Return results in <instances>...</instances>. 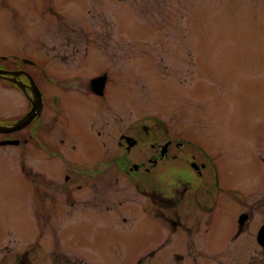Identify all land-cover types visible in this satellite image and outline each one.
<instances>
[{
  "label": "rangeland",
  "instance_id": "rangeland-1",
  "mask_svg": "<svg viewBox=\"0 0 264 264\" xmlns=\"http://www.w3.org/2000/svg\"><path fill=\"white\" fill-rule=\"evenodd\" d=\"M8 3L11 8L0 10V65L6 67L8 54L9 58L19 55L37 62V58H44L53 66L59 64L61 75L77 78L81 74L85 81L103 76L104 73L95 71L105 68L111 78L106 90L108 124L113 122L110 118L115 114H121L123 120L119 126L124 129L136 119H159L167 129L184 131L203 141L212 151H235L234 181L247 184L254 178L245 162L254 165L256 161L264 162V154L259 156L252 148L257 140L258 120L264 117V79L258 74L264 68V0H54V11L43 10L40 19L35 7L46 5L45 0H9ZM10 16L13 27L9 24ZM80 34L90 40V62L79 70H76L79 58H71L67 64L58 63L55 47L63 49L67 36L79 40ZM40 40L43 43L38 44ZM53 73L49 71V78ZM38 88L46 101L57 97L58 104L61 103L58 110L61 127L68 134L85 135L94 145L90 128L95 118L93 105L53 84H40ZM86 92L94 101L99 98L89 90ZM28 108L25 95L0 80V126L8 127L25 115ZM44 127L43 124L41 129ZM50 131L44 129L43 133ZM11 136L0 134L2 262L8 257L13 262L25 249L24 242L36 240L33 209L41 204L50 216V221L44 224L48 228L43 243L50 242L49 237L56 230L60 241L77 249L76 254L101 258L103 264H137L138 260H143L141 264H165L173 255L170 246L174 240L167 243L170 235L155 228L138 211L135 202L141 197L135 186L128 185L127 180L124 182L127 177L118 173L117 167L109 169L108 160L100 162L105 151L98 143L90 150L63 149L67 161L57 154L40 162L35 159L38 154L30 152L26 156L28 169L44 172L42 180L39 179L44 184L43 192L38 196L36 174L28 170L27 177L20 175L19 150L14 151L8 143ZM28 139L30 151L37 139L35 136ZM239 145L246 148L245 153ZM68 163H74L76 169L66 170ZM102 166L106 168L102 179L107 178V196L99 202L84 193L91 188L92 180L99 181ZM163 172L164 168L158 174ZM140 175L135 173L129 178L139 179ZM46 176L59 178L60 184L67 178L71 182L79 180L75 186L79 182L83 184L84 191H76L74 187V193L66 195L69 202L77 203L79 198L86 201L71 210V223L57 214L58 205H46L50 202L49 194L55 192V187L45 181ZM152 178L144 176L147 183L153 182ZM64 193L60 191L55 197L62 202ZM96 206L108 215L113 211L124 212L126 220L112 224L108 219L100 224L99 218L88 219ZM231 210L215 215L216 231L203 239L213 248L220 244L221 235H225L222 229L230 234L238 232L240 212ZM263 223L264 217L254 216L248 223L250 234L232 242L236 248L235 264L257 263L256 234ZM15 236L17 242L13 241ZM4 246L14 248L11 255ZM205 261L203 257L200 262Z\"/></svg>",
  "mask_w": 264,
  "mask_h": 264
},
{
  "label": "flooded vegetation",
  "instance_id": "flooded-vegetation-1",
  "mask_svg": "<svg viewBox=\"0 0 264 264\" xmlns=\"http://www.w3.org/2000/svg\"><path fill=\"white\" fill-rule=\"evenodd\" d=\"M8 1L0 0V10L5 11L11 8V3L9 4ZM45 2L46 5L35 7L39 15L37 19L42 18L41 13L43 10L54 11L52 9L54 0H45ZM12 10L14 11L13 8ZM9 20V24L12 26L11 16ZM72 37L67 36L64 40L66 43L61 46L63 49L56 50L57 46L55 47V58L60 64L69 63L71 58H79L80 60L76 66V70H79L90 62V40L85 34L77 35L80 38L79 40ZM41 43H43L42 40L38 44ZM82 45H84V49H81ZM33 51L32 53H34ZM9 55H6L8 56L6 57L8 58L5 63L6 67L0 65V70L7 71L10 74L0 76V80L20 90L29 103L26 114L10 123L9 128L14 127L20 119L32 110L34 100L32 82L37 88L40 84H53L58 89L74 93L73 97L87 99L95 110V118L90 125L92 136L95 139V144L92 145L85 135L68 134L66 129L61 127L58 115L61 103L58 104L57 97L54 100L52 99L51 102L46 101L39 90L42 94L43 104L38 116L27 127L5 133L12 135L8 143L15 148L14 151L19 150L17 155L21 169L20 175L27 177L28 170L31 171V174L34 173L33 169L27 167L26 156L30 152L31 155L37 153L35 159L40 162L43 159L48 160V158L57 156H61L64 161H67L68 159L62 152L63 149L90 150L98 143L105 151V156L100 162L108 160L109 169L117 167V172L128 178L124 182L127 180L128 185L135 186L138 197H141L135 202L138 211L145 214L146 219L151 221L155 228L170 235L167 243L174 240V243L170 246L173 255L167 258L165 264H235L236 248L232 242L243 234L242 237L250 234L248 223L254 216L264 217V162L259 163L256 161L255 165L245 162L254 173V178L248 180L247 184L238 183L234 181L237 176L235 169L237 154L235 151H212L203 141L185 134L184 131L167 129V125L159 119H136L124 129L119 126L120 120H123L121 114H115L111 115L110 118L113 122L108 124L106 90L107 82H109V79L111 81V78L105 68L100 71L99 67L95 71L99 74L104 73L103 76L90 81L85 78V81L83 75L80 74L77 76L80 79L79 81L76 77L61 75L59 64L53 66L51 62H47V59L29 55L36 57L39 61L37 62L32 58H19V55H11L9 58ZM94 67H97L96 64ZM30 68H32V72ZM51 70L54 73L49 78V71ZM258 74L264 79V68ZM227 79L231 81L230 78ZM86 90L99 98L95 101L90 99L87 97ZM46 109L48 111L45 113ZM97 110H99V113H97ZM44 115L50 117L44 120ZM36 122H39L38 126L32 128ZM43 124L45 127L41 129ZM258 124L257 140L252 148L259 152V156H262L264 154V117L258 120ZM44 129L46 132L51 131L45 134L43 133ZM34 136L37 140L29 151L27 149L28 137L33 138ZM239 147L243 153L246 152V148L240 145ZM43 153L47 155L44 157ZM110 155H112V159ZM68 165L65 167L66 170H68L67 168L72 169V167L76 169L74 163H68ZM163 168L164 172L158 174V171L160 172ZM36 171L38 173L34 174L37 176L39 191L37 195L39 196L40 192H43L44 184L41 180L44 172L41 169L39 171L36 169ZM135 173L141 174L140 178L130 179L129 176ZM104 175H106V168L102 166L99 169L98 179L100 182H97V180L93 182L92 180L91 188L87 193H84L87 198L99 202L100 200H106L107 178L102 179ZM155 175L157 176L155 177ZM144 176L153 177V182L147 183ZM81 180L85 181L83 177H81ZM45 181L55 187V192L49 194L50 202L46 205L49 203L53 207L58 205L60 209L57 214L60 213L61 219L71 223L73 219L71 210L81 206L86 201H81L79 198L77 203L69 202L66 195L69 197L70 194H73L74 187L76 191H84L83 184L79 182L75 186V181L79 180L75 179L71 182L69 178L64 179V181L61 180L63 184H60V179L53 178V176H46ZM131 182L133 184H130ZM70 188H72V192ZM59 190L65 191V198L62 202L55 197V194L60 192ZM44 209L42 204L33 209L36 240L32 243H25L21 239L24 242L25 249L14 258L13 262L8 257L4 258L7 259L4 262H2V258L0 264H103L100 261L101 258L76 254L77 249L70 244L66 245L65 242H61L56 230H53L52 237H49L50 242L43 243L46 234L45 229L48 228L44 224L50 221L48 210ZM229 209H237L240 212L238 232L230 234V232H225V229H222L225 235H221L220 244L213 248L203 239L216 231L217 219L215 215L227 213ZM91 212L93 215H88L87 218L93 221H97L96 218H99L100 224L108 219L112 224L118 222V220L119 222L123 219L126 220L124 212L113 211L108 215L99 206H96V209ZM143 214L140 216L143 217ZM263 225L264 223L261 227ZM259 230L256 234V244L258 246L256 264H264V247L257 241ZM17 239L18 237L15 236L13 241L17 242ZM4 247L9 254L12 250L14 251V248ZM203 257L206 258V261L200 262ZM142 261L138 260L137 264H141Z\"/></svg>",
  "mask_w": 264,
  "mask_h": 264
},
{
  "label": "water",
  "instance_id": "water-1",
  "mask_svg": "<svg viewBox=\"0 0 264 264\" xmlns=\"http://www.w3.org/2000/svg\"><path fill=\"white\" fill-rule=\"evenodd\" d=\"M5 73L10 74L7 71L0 70V74H5ZM23 90L26 91L25 88H23ZM32 92H33V97H34L32 110L25 117L20 119L14 127L7 128V127H1L0 126V132L9 133V132L21 130V129L27 127L29 124H31L32 121L38 116V114L42 110V104L43 103H42L41 92L36 87L34 82H32ZM258 242L264 247V226L262 227V229L259 232Z\"/></svg>",
  "mask_w": 264,
  "mask_h": 264
},
{
  "label": "bare ground",
  "instance_id": "bare-ground-1",
  "mask_svg": "<svg viewBox=\"0 0 264 264\" xmlns=\"http://www.w3.org/2000/svg\"><path fill=\"white\" fill-rule=\"evenodd\" d=\"M41 97H42V94H41Z\"/></svg>",
  "mask_w": 264,
  "mask_h": 264
}]
</instances>
